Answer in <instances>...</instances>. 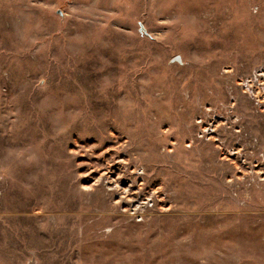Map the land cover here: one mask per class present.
Masks as SVG:
<instances>
[{
    "label": "rangeland",
    "instance_id": "rangeland-1",
    "mask_svg": "<svg viewBox=\"0 0 264 264\" xmlns=\"http://www.w3.org/2000/svg\"><path fill=\"white\" fill-rule=\"evenodd\" d=\"M0 264H264V0H0Z\"/></svg>",
    "mask_w": 264,
    "mask_h": 264
}]
</instances>
